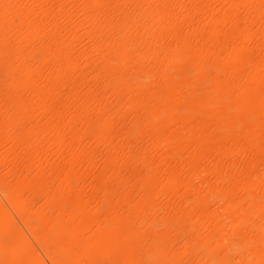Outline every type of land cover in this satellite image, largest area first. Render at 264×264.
<instances>
[{"label":"bare ground","instance_id":"1","mask_svg":"<svg viewBox=\"0 0 264 264\" xmlns=\"http://www.w3.org/2000/svg\"><path fill=\"white\" fill-rule=\"evenodd\" d=\"M51 1L0 0V264H264V0Z\"/></svg>","mask_w":264,"mask_h":264},{"label":"rangeland","instance_id":"2","mask_svg":"<svg viewBox=\"0 0 264 264\" xmlns=\"http://www.w3.org/2000/svg\"><path fill=\"white\" fill-rule=\"evenodd\" d=\"M61 1H62V2H65V3H68V2H69L68 0H59L60 3H61ZM190 1H191L192 4H194V2H195V0H190ZM59 2H58L57 0H52V1H51V6H50V7H51V8H56V6H58L57 4H59ZM69 12H70V11H69ZM68 14H69V13H68V11H67V12H66V16H64L65 14L62 15V16L64 17V20H61L62 23H63L65 20H67L66 17H67ZM63 17H62V18H63ZM65 18H66V19H65ZM77 21H78V19H77ZM65 23H66V22H65ZM73 23L77 24L78 22H76V19H75V22H73ZM73 23H70V24L74 25ZM65 26H66V25H65ZM63 27H64V26H63ZM79 43H80V44H78V46H77L78 49H82V48H83V49H87V48H85V47L87 46V41H86L85 39L82 40V41H80ZM87 47H88V46H87ZM83 49H82V50H83ZM36 249H38V248H36ZM37 251H38V250H37ZM38 253L41 254L40 251H38ZM40 256L42 257V254H41ZM43 259H44V257H43ZM46 264H48V263L46 262Z\"/></svg>","mask_w":264,"mask_h":264}]
</instances>
